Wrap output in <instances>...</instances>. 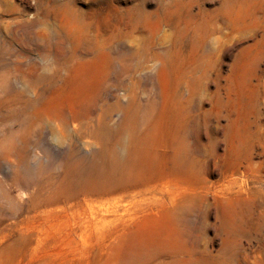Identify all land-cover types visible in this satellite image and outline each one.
<instances>
[{"label":"rangeland","instance_id":"374dc122","mask_svg":"<svg viewBox=\"0 0 264 264\" xmlns=\"http://www.w3.org/2000/svg\"><path fill=\"white\" fill-rule=\"evenodd\" d=\"M0 77V264H264V0H0Z\"/></svg>","mask_w":264,"mask_h":264},{"label":"bare ground","instance_id":"6f19581e","mask_svg":"<svg viewBox=\"0 0 264 264\" xmlns=\"http://www.w3.org/2000/svg\"><path fill=\"white\" fill-rule=\"evenodd\" d=\"M2 82L3 80L0 77V126H1V114H2L1 113V108H2L1 83ZM56 116L58 119H61L63 121V124H71L73 129L79 130L84 125V123H82V117L88 116V111L82 108H76V109H70L69 112L67 113L65 111H60L57 113ZM6 144L7 145L4 144V141L0 136V170H1V164L5 156H7L6 157L7 159L13 160V158L17 157L18 155L16 140L14 136H12L11 139L9 140V143L6 142Z\"/></svg>","mask_w":264,"mask_h":264}]
</instances>
